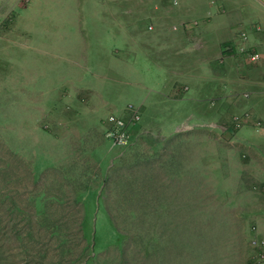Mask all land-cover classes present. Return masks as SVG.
I'll use <instances>...</instances> for the list:
<instances>
[{
  "label": "rangeland",
  "instance_id": "374dc122",
  "mask_svg": "<svg viewBox=\"0 0 264 264\" xmlns=\"http://www.w3.org/2000/svg\"><path fill=\"white\" fill-rule=\"evenodd\" d=\"M137 1L132 28L126 0H0V264H247V200L194 164L199 150L212 167L217 148L247 163L242 135H264V119L246 82L228 84L241 71L202 67L194 28L158 30L154 0ZM129 105L139 129L179 136L113 149L106 119ZM245 112V146L187 120Z\"/></svg>",
  "mask_w": 264,
  "mask_h": 264
},
{
  "label": "crops",
  "instance_id": "0c3cea01",
  "mask_svg": "<svg viewBox=\"0 0 264 264\" xmlns=\"http://www.w3.org/2000/svg\"><path fill=\"white\" fill-rule=\"evenodd\" d=\"M174 1L154 0V10H152L149 16L150 23L155 25L156 29L159 30L167 28V25L182 26L188 20L198 22V26L191 31L194 36L185 39V44L189 45L192 43V48H194V45L202 46L201 63L204 68L209 69L213 61L220 59V62H225L227 67H234L235 71H241L238 74L241 79H238L239 77L235 75L231 78L232 80L230 78L227 80L228 84L231 85L235 80L244 84L246 82L247 93L250 94L247 101L251 100V110L256 113L254 115H258V117L264 119V5L258 0H177L179 4L174 6ZM126 2L130 4V7L124 8L123 11L129 13L127 14V23L131 24L132 28H134L138 26L134 23H139L140 21L139 3L137 0H126ZM242 32L247 33L248 36L246 43L248 50L247 57L236 51ZM120 34L127 35L123 34V32ZM123 37L127 41L131 38L129 41L132 43L133 39H137V37H131L129 32L127 37ZM194 42L197 43L194 44ZM250 52H258L262 57L261 60L259 62L250 60L248 57V53ZM236 57L238 59H245L246 64L241 61V63H238L239 66L233 65L232 61ZM229 73L231 72H228L225 76ZM217 85L224 87L225 84L220 82ZM220 87L217 88L216 92L221 91ZM170 89L171 87L168 86L167 91L170 92ZM217 95L220 94L218 93ZM181 101L183 100H177L176 102ZM175 118L177 119L178 116ZM198 118L201 119L200 117ZM172 128L174 130L170 134H159L158 132L151 131L152 134H147V137H151L157 143L179 136L176 133L177 131H175L174 124ZM215 131L218 130L215 129ZM221 134L229 141L232 139L228 133ZM248 137L247 133L246 136L242 135V140L247 142L246 146L239 141V138L237 141L239 145L247 147V163L241 164V162L231 161L232 154L217 148L210 151V157H213L212 167L205 166L204 155L199 150H197L194 167L197 170L201 168L202 172L205 167L211 169L209 173L211 172L216 175L212 176L211 180L217 188L233 191L234 194L229 196V200H247V238H249L247 264H253L252 256L249 255L252 250L254 252V249L250 245L251 239L255 237L264 238V191L262 189H255L256 186H261L264 183V135L251 134ZM215 140L218 139H212L213 142ZM233 163L235 164L234 171L232 169ZM202 179L204 180V178ZM198 180L196 178L195 185L200 189V187H203V182L197 183ZM254 180H257L255 184ZM186 193L187 196L181 192V195L184 197L183 200H189V193ZM202 194L203 192L200 194L199 199L196 198V200H201L203 198ZM218 195L220 194L218 193ZM226 195L228 194L222 193L220 196L221 200H225L224 197H227ZM176 199L182 200L178 197ZM252 224L258 225V232L251 230ZM238 227L237 225L236 230ZM239 264L242 263L240 262Z\"/></svg>",
  "mask_w": 264,
  "mask_h": 264
},
{
  "label": "built area",
  "instance_id": "2783aa9c",
  "mask_svg": "<svg viewBox=\"0 0 264 264\" xmlns=\"http://www.w3.org/2000/svg\"><path fill=\"white\" fill-rule=\"evenodd\" d=\"M261 4L264 5V0H258ZM198 26V22H186L182 25V28L185 30H190ZM152 30V27L149 28ZM174 30H178L177 27H174ZM248 40L247 33L242 32L240 35V43L237 45L236 51L247 57V47L246 43ZM248 57L253 62H259L261 60V55L258 52L248 53ZM244 99L250 97L249 93L243 95ZM127 114L124 116L116 115V113H111L106 119L107 131L106 138L111 142L113 149L119 148L123 151H126L128 148L135 145L137 140L142 135H147L151 131L144 132L139 129V125L142 120V114L140 108L135 107L134 105H129L127 108ZM191 122V126L195 127L201 125L204 122V126L211 127L220 131L221 133H228L231 135V143L235 144L238 141L237 133L240 132L251 120V113L245 112L242 114H237L233 116L230 123L222 124H213L207 123L199 119L197 116L193 118H187ZM152 134V133H151ZM255 189H262L264 191V183L261 186H256ZM253 232H257V227L253 226L251 229ZM251 247L255 251V255L252 256L253 264H264V238L255 237L251 240Z\"/></svg>",
  "mask_w": 264,
  "mask_h": 264
},
{
  "label": "trees",
  "instance_id": "16d2710c",
  "mask_svg": "<svg viewBox=\"0 0 264 264\" xmlns=\"http://www.w3.org/2000/svg\"><path fill=\"white\" fill-rule=\"evenodd\" d=\"M111 222H112V220H111ZM114 223V222H113ZM114 225V224H113ZM115 227V226H114ZM117 228H115V230H116ZM119 235H121V236H123L121 233H119ZM124 237V236H123Z\"/></svg>",
  "mask_w": 264,
  "mask_h": 264
}]
</instances>
